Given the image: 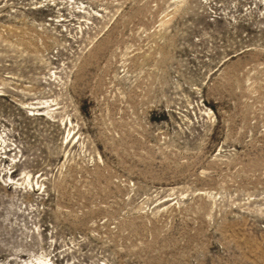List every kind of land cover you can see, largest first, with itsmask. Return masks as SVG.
Listing matches in <instances>:
<instances>
[{
	"label": "rangeland",
	"instance_id": "rangeland-1",
	"mask_svg": "<svg viewBox=\"0 0 264 264\" xmlns=\"http://www.w3.org/2000/svg\"><path fill=\"white\" fill-rule=\"evenodd\" d=\"M47 263L264 264V0H0V264Z\"/></svg>",
	"mask_w": 264,
	"mask_h": 264
},
{
	"label": "bare ground",
	"instance_id": "bare-ground-1",
	"mask_svg": "<svg viewBox=\"0 0 264 264\" xmlns=\"http://www.w3.org/2000/svg\"><path fill=\"white\" fill-rule=\"evenodd\" d=\"M50 263V262H49ZM49 263H47V264H49Z\"/></svg>",
	"mask_w": 264,
	"mask_h": 264
}]
</instances>
